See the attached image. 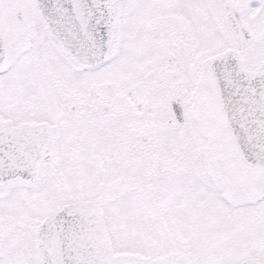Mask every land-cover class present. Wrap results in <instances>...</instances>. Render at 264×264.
Instances as JSON below:
<instances>
[{"label":"snow or ice","instance_id":"1","mask_svg":"<svg viewBox=\"0 0 264 264\" xmlns=\"http://www.w3.org/2000/svg\"><path fill=\"white\" fill-rule=\"evenodd\" d=\"M0 264H264V0H0Z\"/></svg>","mask_w":264,"mask_h":264}]
</instances>
